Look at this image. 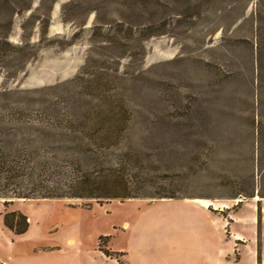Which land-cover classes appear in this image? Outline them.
<instances>
[{
  "label": "rangeland",
  "instance_id": "374dc122",
  "mask_svg": "<svg viewBox=\"0 0 264 264\" xmlns=\"http://www.w3.org/2000/svg\"><path fill=\"white\" fill-rule=\"evenodd\" d=\"M98 105L130 112L147 196L0 198L1 262L209 264L181 259L191 212L160 201L197 198L226 264H264V0H0V110Z\"/></svg>",
  "mask_w": 264,
  "mask_h": 264
},
{
  "label": "trees",
  "instance_id": "16d2710c",
  "mask_svg": "<svg viewBox=\"0 0 264 264\" xmlns=\"http://www.w3.org/2000/svg\"><path fill=\"white\" fill-rule=\"evenodd\" d=\"M130 116L115 105L1 109L0 198L4 205L15 199L101 203L147 196L140 193L152 180L143 164L146 158L123 144ZM150 197L175 196L157 190ZM3 224L18 234L26 230L28 221L13 210L3 214Z\"/></svg>",
  "mask_w": 264,
  "mask_h": 264
},
{
  "label": "crops",
  "instance_id": "0c3cea01",
  "mask_svg": "<svg viewBox=\"0 0 264 264\" xmlns=\"http://www.w3.org/2000/svg\"><path fill=\"white\" fill-rule=\"evenodd\" d=\"M196 199L197 198L160 200H178L180 205L183 204L185 207L188 206V210L191 212L190 216L187 217V220L190 218L191 222H185L186 224L181 226L184 237L181 248V259H185L186 262H189L190 255L194 256L196 254L203 263L207 261V263L210 264L212 260L214 264H226L228 241L220 231V227L222 228L223 226L222 221L219 219L218 215L211 213L208 209V203H198ZM215 230L219 231L218 237L213 236L216 233L213 232ZM207 248L210 250V253L206 252ZM104 255L106 258L108 257L106 254ZM212 256L214 257L213 259H211Z\"/></svg>",
  "mask_w": 264,
  "mask_h": 264
},
{
  "label": "bare ground",
  "instance_id": "6f19581e",
  "mask_svg": "<svg viewBox=\"0 0 264 264\" xmlns=\"http://www.w3.org/2000/svg\"><path fill=\"white\" fill-rule=\"evenodd\" d=\"M257 196H255L254 198H256Z\"/></svg>",
  "mask_w": 264,
  "mask_h": 264
}]
</instances>
